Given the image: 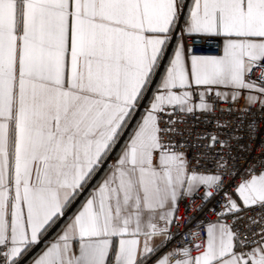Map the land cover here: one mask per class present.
Here are the masks:
<instances>
[{
	"label": "snow or ice",
	"instance_id": "snow-or-ice-1",
	"mask_svg": "<svg viewBox=\"0 0 264 264\" xmlns=\"http://www.w3.org/2000/svg\"><path fill=\"white\" fill-rule=\"evenodd\" d=\"M0 264H264V0H0Z\"/></svg>",
	"mask_w": 264,
	"mask_h": 264
},
{
	"label": "built area",
	"instance_id": "built-area-1",
	"mask_svg": "<svg viewBox=\"0 0 264 264\" xmlns=\"http://www.w3.org/2000/svg\"><path fill=\"white\" fill-rule=\"evenodd\" d=\"M198 52H214L216 49L214 46H204V47H198L196 49ZM196 204H199L200 203V200L197 199ZM192 207L194 208L195 205H192ZM184 212H185V206H184V203H181L180 205V209H179V215L183 216L184 215ZM195 214V213H193ZM174 230H176V226L174 225ZM185 230V224H184V221H181L180 224H179V231L180 232H183Z\"/></svg>",
	"mask_w": 264,
	"mask_h": 264
}]
</instances>
